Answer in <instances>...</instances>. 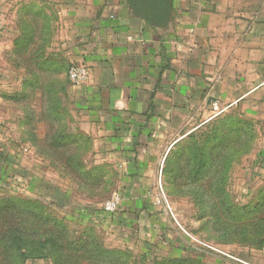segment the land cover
Listing matches in <instances>:
<instances>
[{
  "label": "rangeland",
  "instance_id": "obj_1",
  "mask_svg": "<svg viewBox=\"0 0 264 264\" xmlns=\"http://www.w3.org/2000/svg\"><path fill=\"white\" fill-rule=\"evenodd\" d=\"M10 1L0 0V264H264L262 132L225 121L178 142L148 195L161 235L121 240L103 211L113 196L121 206L119 174L73 107L70 26L54 3L13 18Z\"/></svg>",
  "mask_w": 264,
  "mask_h": 264
},
{
  "label": "crops",
  "instance_id": "obj_2",
  "mask_svg": "<svg viewBox=\"0 0 264 264\" xmlns=\"http://www.w3.org/2000/svg\"><path fill=\"white\" fill-rule=\"evenodd\" d=\"M10 3L13 18L47 16L54 3L70 26L68 62L88 71L71 87L73 107L101 164L119 174L112 222L121 240L161 234L148 195L182 139L225 121H247L264 137V0Z\"/></svg>",
  "mask_w": 264,
  "mask_h": 264
},
{
  "label": "built area",
  "instance_id": "obj_3",
  "mask_svg": "<svg viewBox=\"0 0 264 264\" xmlns=\"http://www.w3.org/2000/svg\"><path fill=\"white\" fill-rule=\"evenodd\" d=\"M68 79L74 86H81L88 79V71L83 65L72 64L68 69ZM118 196H113L103 205V211L107 214L116 212L119 208Z\"/></svg>",
  "mask_w": 264,
  "mask_h": 264
},
{
  "label": "trees",
  "instance_id": "obj_4",
  "mask_svg": "<svg viewBox=\"0 0 264 264\" xmlns=\"http://www.w3.org/2000/svg\"><path fill=\"white\" fill-rule=\"evenodd\" d=\"M120 207H121V206H120ZM74 213L77 214V215H78V214H80V215H83V214H84V212H83L81 209H75V212H74ZM75 214H74V215H75ZM74 215H73V216H74ZM100 215H101V214H100ZM112 216H115V217L118 216L117 211L114 212V213L112 214ZM160 235H161L160 233L157 234V236H160Z\"/></svg>",
  "mask_w": 264,
  "mask_h": 264
}]
</instances>
